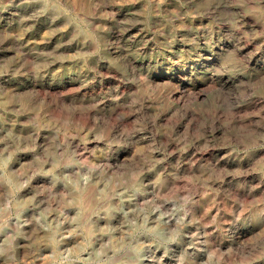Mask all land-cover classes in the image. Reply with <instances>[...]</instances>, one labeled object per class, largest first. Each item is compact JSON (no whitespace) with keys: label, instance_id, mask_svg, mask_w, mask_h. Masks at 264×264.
I'll return each mask as SVG.
<instances>
[{"label":"rangeland","instance_id":"obj_1","mask_svg":"<svg viewBox=\"0 0 264 264\" xmlns=\"http://www.w3.org/2000/svg\"><path fill=\"white\" fill-rule=\"evenodd\" d=\"M0 264H264V0H0Z\"/></svg>","mask_w":264,"mask_h":264},{"label":"bare ground","instance_id":"obj_2","mask_svg":"<svg viewBox=\"0 0 264 264\" xmlns=\"http://www.w3.org/2000/svg\"><path fill=\"white\" fill-rule=\"evenodd\" d=\"M86 1V0H85ZM87 2H88V0H87ZM82 3V2H81ZM2 14V13H1ZM9 19V18H8ZM117 35V34H116ZM53 38V37H52ZM175 47V46H174ZM146 48V47H145ZM220 53L222 52V51H219ZM218 54H215V55H212V54H209L208 56H203V57H201V56H198V58H197V60L194 62V64L195 65H198L199 64V66L200 65H202V64H204V63H207V64H209L211 67H216L219 63L218 62H215L216 60H218V56H217ZM211 56V58H209ZM210 61V62H209ZM206 64V65H207ZM188 65V64H187ZM180 66V65H179ZM189 66V65H188ZM176 67V66H175ZM189 69V68H188ZM169 70V69H168ZM169 72V71H168ZM155 73V72H154ZM173 74H168V73H164V74H162L161 72H159V73H157V74H153V75H151V76H149V79L151 80V81H154V80H156V81H158V80H162V79H166V77L167 78H172L173 76H175V75H173ZM191 77V76H190ZM153 83V82H152ZM186 85V84H185ZM4 229H7V227H5ZM19 241L20 242H24V239L23 238H19ZM173 260V259H172Z\"/></svg>","mask_w":264,"mask_h":264}]
</instances>
